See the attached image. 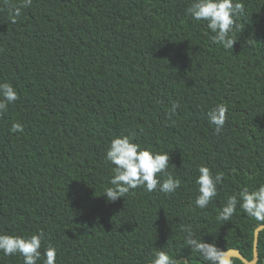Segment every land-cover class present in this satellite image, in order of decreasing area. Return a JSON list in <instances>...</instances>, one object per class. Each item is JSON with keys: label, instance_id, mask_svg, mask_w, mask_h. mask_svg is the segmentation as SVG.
I'll return each instance as SVG.
<instances>
[{"label": "trees", "instance_id": "1", "mask_svg": "<svg viewBox=\"0 0 264 264\" xmlns=\"http://www.w3.org/2000/svg\"><path fill=\"white\" fill-rule=\"evenodd\" d=\"M240 2L226 49L188 14L192 0H32L15 22L0 0V83L19 96L0 115V234H41L38 264L48 247L55 264H151L155 251L208 264L185 243L188 229L251 260L264 222L239 206L218 218L228 197L264 184V0ZM221 103L217 134L206 113ZM118 136L169 152L176 192L139 187L107 201L106 151ZM201 165L224 173L204 209ZM257 248L264 264V229ZM0 264L23 257L0 252Z\"/></svg>", "mask_w": 264, "mask_h": 264}, {"label": "clouds", "instance_id": "2", "mask_svg": "<svg viewBox=\"0 0 264 264\" xmlns=\"http://www.w3.org/2000/svg\"><path fill=\"white\" fill-rule=\"evenodd\" d=\"M13 9V22L20 17L23 7H29L32 0H23L20 6H12L9 0H4ZM188 14L196 21H206L207 28L213 33L215 43L226 49H233L234 39L230 34L238 28L237 19L244 14V4L240 0H192L187 9ZM19 99L17 90L10 83H0V115L8 110L9 105ZM177 105H174V108ZM209 124L215 126L219 134L226 123L227 107L217 104L206 113ZM19 123L12 125V131H22ZM106 161L114 165V175L110 180L111 187L104 190L107 201L115 202L124 197L130 190L143 187L148 192L159 191L164 194L175 193L181 181L169 173V152H153L142 149L133 142L130 136L113 138L106 151ZM195 183L198 185V195L195 206L204 209L217 195V185L222 183L223 172L215 175L209 167L201 165ZM166 179H161L162 176ZM237 206L257 222H264V184L256 190L249 191L243 188L238 194L228 197L226 205L219 212L220 220L228 221L236 212ZM185 243L200 254L208 264H230L227 253L215 244L202 239H196L190 229L187 230ZM42 235L33 234L28 237L0 234V252L6 256L19 254L23 257V264H38L42 259ZM151 264H179V261L170 257L165 251H155ZM56 251L48 247L43 252V264H55ZM186 264V262H185Z\"/></svg>", "mask_w": 264, "mask_h": 264}, {"label": "water", "instance_id": "3", "mask_svg": "<svg viewBox=\"0 0 264 264\" xmlns=\"http://www.w3.org/2000/svg\"><path fill=\"white\" fill-rule=\"evenodd\" d=\"M264 229V223L259 224L255 230H254V240H253V258L251 260H248L247 258H245L242 253L240 252V250H238L237 248H230L227 249L225 252L228 255L230 264H231V258H239L244 264H255L258 260V236H259V232Z\"/></svg>", "mask_w": 264, "mask_h": 264}]
</instances>
